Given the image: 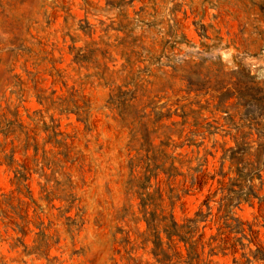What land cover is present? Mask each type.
Segmentation results:
<instances>
[{"label":"rangeland","instance_id":"rangeland-1","mask_svg":"<svg viewBox=\"0 0 264 264\" xmlns=\"http://www.w3.org/2000/svg\"><path fill=\"white\" fill-rule=\"evenodd\" d=\"M141 6L147 25L132 20ZM125 11L149 51L133 65L120 54V16L107 10L106 0H0V264H161L144 240L145 222L135 219L139 199L126 185L128 160L139 155L127 146L129 129L107 103L119 88L134 90V108L148 114L131 125L138 144L147 127L156 130L147 141L158 146L166 131L160 125L181 122L182 113L187 122L181 138L172 134L174 143L195 128L194 118L210 123L214 134L194 136L201 142L197 156L214 154L206 155L207 171L218 169L222 147L233 146L234 136L250 131L253 146L262 141L257 130L264 131V117L257 125L240 116L264 113V0H133ZM78 49L88 54L86 62L72 60ZM136 72L137 79L124 85ZM188 79L200 89L189 90ZM252 82L262 89L259 100L248 97ZM167 110L169 118L151 123L154 112ZM26 135L37 151L33 144L23 149ZM192 148L173 154L194 157ZM16 169L26 176L19 186ZM141 173L137 166L132 176ZM150 184L152 192L156 179ZM216 186L196 187L172 206L164 194L162 207L181 223ZM233 212L261 223L264 203H244ZM255 228L264 245V229ZM214 231L206 227L205 238ZM207 250L202 264H234L229 251Z\"/></svg>","mask_w":264,"mask_h":264},{"label":"trees","instance_id":"trees-1","mask_svg":"<svg viewBox=\"0 0 264 264\" xmlns=\"http://www.w3.org/2000/svg\"><path fill=\"white\" fill-rule=\"evenodd\" d=\"M133 0H106L107 10L116 9L117 15L120 16V21L115 28L118 31H123L124 36L121 38L119 45L122 46L120 54L125 59L126 65H133L143 52L149 53L146 49L141 36L133 34V27L126 13V6H130ZM136 17L132 20L141 22L143 25L148 23L143 19L146 15L145 6L139 7L135 12ZM128 21V22H125ZM139 48L140 50H136ZM142 51V52H141ZM89 59L88 54L81 53L78 49L73 55V61L83 63ZM139 73L126 75L124 85L131 84L137 79ZM99 76L103 77L102 73ZM129 78L130 80H127ZM189 90H198L197 83L188 79ZM135 86V84H134ZM262 91L260 87L253 85L249 86L248 97L254 100L257 98L258 92ZM135 98L134 90L118 89L117 93L110 95L107 103L117 109L119 122L129 129L128 142L130 150H134L139 156L135 159L128 160L129 178L126 180L127 189L133 192L138 199V211L140 216L135 218L143 220L146 225L145 241L152 242L150 252L156 262L161 264H202V255L207 247V255H213L217 251L225 253L229 251L234 264H250L252 261L264 263V245L259 241L260 229L255 226H261L264 229V215L262 222L249 221L241 219L235 215L233 209L240 207L241 204L247 203L254 205L255 202L259 206L264 203V194L260 192L264 189V131L257 130L258 141L256 146H253L251 141H248V136L251 132L241 133L239 136H234V145L223 148L219 156V167L214 172L207 171L203 166L207 164V154H214L211 151L205 150L202 156H197L201 142H196L194 136L207 132L214 134L212 126L207 123L206 126L200 125L197 118H194L192 125L193 130H189V135H186L184 140L174 143L172 134L181 138L184 130V124L187 114L182 113V121H172V126H163L166 131H163L165 140H161L158 146L151 145L148 141V135L156 132L154 129L144 128V143H136V129L133 125L140 122L141 118L147 117L144 111L140 113L134 108L132 101ZM39 102L47 100V97H38ZM78 108V107H77ZM81 121H86L85 117H80ZM155 118L151 123H158L163 117L171 116L169 110L166 112H154ZM264 117V113L255 115L252 112H245L240 116V119L247 120L250 124H261L260 118ZM149 120V119H148ZM250 124H248L249 127ZM177 125L181 127L175 128ZM199 127L204 128L203 132L198 131ZM215 129V127H214ZM56 143H62L60 140H55ZM33 144V148L37 151V145L29 141L28 135L24 138L23 149H27ZM184 146H195L190 153L196 155L190 156L187 152L174 155L176 148ZM171 151L168 152V148ZM141 152H143L141 154ZM179 156V157H178ZM193 160H196L195 164ZM225 161H228V169L223 170ZM177 162V164L175 163ZM13 160L8 164H12ZM140 166L142 169L141 175L138 177L132 176L135 167ZM185 167V171L180 168ZM164 175V179H158L159 174ZM181 177L176 185H173L177 177ZM16 184L19 186L26 179V176L19 169L15 170ZM156 179V186L152 192L147 191L150 187V179ZM258 179V184L254 180ZM216 182V187L205 194L204 198L198 205L197 209L191 216H186L181 223H178L171 212H165L162 207L164 194L172 206L175 201L182 196L191 192L194 188H202L206 183ZM220 196L216 198L217 194ZM211 201L215 203V211H212ZM205 208V209H204ZM133 214V213H132ZM211 232L205 238V228ZM163 236L165 240H163ZM245 240V241H244ZM254 245V249L251 247ZM178 248H183L179 250ZM239 253L240 258L235 255ZM177 258V260H174Z\"/></svg>","mask_w":264,"mask_h":264}]
</instances>
